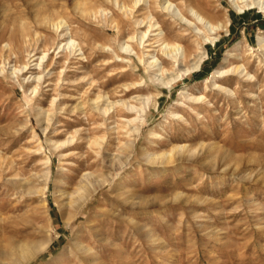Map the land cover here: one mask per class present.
<instances>
[{
    "label": "rangeland",
    "instance_id": "374dc122",
    "mask_svg": "<svg viewBox=\"0 0 264 264\" xmlns=\"http://www.w3.org/2000/svg\"><path fill=\"white\" fill-rule=\"evenodd\" d=\"M135 1L0 0V264L49 241L31 264H264V13H240L233 0H170L196 24L191 6L222 24L211 32L198 24L212 42L165 12L163 0ZM37 3L57 11L67 35L37 25ZM157 26L192 57L206 52L201 68L171 85L156 80L152 56L165 80L194 62L175 68ZM70 38L83 56L69 55ZM228 53L236 56L225 64ZM238 65L248 75L216 73ZM109 103L106 114L94 108ZM183 145L172 163L148 161ZM112 154L124 166L109 170ZM86 172L114 176L77 212L69 197Z\"/></svg>",
    "mask_w": 264,
    "mask_h": 264
},
{
    "label": "bare ground",
    "instance_id": "6f19581e",
    "mask_svg": "<svg viewBox=\"0 0 264 264\" xmlns=\"http://www.w3.org/2000/svg\"><path fill=\"white\" fill-rule=\"evenodd\" d=\"M117 4H119V0H115ZM143 1V0H142ZM141 2V0H136L135 1V6L139 5V3ZM233 3H234V6L236 7L237 11H239L240 13L241 12H245V9H254V8H258L261 10L262 13H264V0H233ZM161 7L163 8V10L165 12H168L170 14H172V16L176 17L177 19H180L181 21H185L186 23L185 24H188L190 26H194L195 30H197V33H200V34H203V36L205 37V39L207 40H210L212 42H215L216 37L214 38H210L207 34H206V31L205 30H202V28L200 26H198V24H201L203 25L204 28H206L208 31H215V30H220L222 24L220 25H217V24H214L210 18H207L206 16H204L203 14H201L200 12H198L194 7H190V11H191V14L192 16L196 19L197 23L196 22H193L192 20H190L189 18H187L184 14H183V11H181V9L173 4L170 0H163V3L161 5ZM120 8L122 9V11H126V14H127V9L128 7L124 4H122L120 6ZM32 11H33V14H34V19H35V22L37 23L38 26L40 27H45V29H49V31L53 32V33H63V35H67L68 33L65 32L66 31V28H65V22H63L62 20H60L58 18V15L56 14L55 12V9L54 10H51L49 7H46V6H43V5H40L39 3L37 4H34L32 5ZM199 9V8H198ZM203 11V10H202ZM154 12V10H153ZM205 12V11H204ZM207 14V13H206ZM234 14V13H233ZM239 17V16H238ZM149 18V17H148ZM151 19V17H150ZM212 19V18H211ZM149 20V19H148ZM153 20V19H152ZM145 21H137L136 23L138 25H142ZM149 23H150V20H149ZM26 24V23H25ZM156 25H158L157 23H151L148 27V30L146 29L145 32L142 33V36H141V43H144V39L145 37L147 36L148 32L153 29ZM70 27V26H69ZM158 27V26H157ZM116 28V27H115ZM68 29V28H67ZM226 29V28H225ZM20 30V29H19ZM144 31V30H143ZM152 31V30H151ZM158 33L156 34L158 36V39H157V42L161 43V46H162V51L165 53V57L167 59H171L173 60L172 62L174 63V66L176 68L180 66V64L182 63L183 60H186V59H191L194 60L193 64H190L189 67H187L186 69H183L181 70L180 72L181 75H178V76H175L173 78H168L169 80H165L163 78H159L158 77V74L156 72H160V73H164L166 72V69L163 67V66H159V64L157 63V59L154 57V56H150L151 59L150 60H147V65L148 67L150 68V70H152L154 72V76L157 77L156 80H158L159 82H161L163 85H171L172 82H174L175 80L178 79V77H181L183 76L184 74L183 73H187L189 71H195V70H199L202 66V63L204 61V58L206 56V52H203L202 55L200 56H194L192 57L193 55L191 54L190 50L188 49H183L180 45H176L174 44H171L169 42H167L165 40V36H164V32L163 30L158 27ZM24 32V31H23ZM22 32V36L24 35V37H27L29 36V33H23ZM16 33V32H15ZM38 33V31H37ZM156 33V32H155ZM213 33V32H212ZM177 35V34H176ZM198 35V34H197ZM63 36V37H64ZM155 36V35H154ZM218 36V35H217ZM70 37V36H69ZM177 37V36H176ZM175 37V38H176ZM135 39V38H134ZM37 40V39H36ZM25 41V40H24ZM258 46H259V50H262L264 52V36L263 35H259L258 36ZM147 42V41H146ZM153 42V41H152ZM172 42V41H171ZM68 45L69 48H71V51H70V54L69 55H74V56H83L84 55V52H83V48L78 44L76 43L72 38L68 39V41L66 42V44L64 46ZM122 45V44H121ZM32 46V45H30ZM42 46V45H40ZM123 47H126V48H129V46L127 45H122ZM147 46V45H146ZM145 46V47H146ZM206 46V45H205ZM58 47V46H57ZM42 48V47H41ZM60 48V47H59ZM68 48V47H67ZM150 48V47H149ZM29 49V48H28ZM34 49V47H33ZM49 51L50 49H44L43 51V56H41V60L45 59L48 55H49ZM131 52V51H130ZM62 53V52H60ZM136 54V53H135ZM138 54V53H137ZM152 55V54H151ZM36 56V55H33V57ZM232 56H236L235 54H231V53H228L227 57H226V60H225V64L227 62H229L230 58ZM116 58L119 59L121 58V56L119 54H116ZM39 59V58H38ZM113 59V58H112ZM123 58L120 60L122 61ZM119 61V60H118ZM142 61V60H141ZM168 62V61H167ZM24 63V62H22ZM57 64V63H56ZM55 64V65H56ZM69 64V63H68ZM184 64V63H183ZM36 65H39V67L42 65L41 63H37ZM113 65V64H112ZM181 67V66H180ZM28 68V64H26L23 69H27ZM20 69V68H19ZM21 69V70H23ZM32 69V68H31ZM50 69V68H49ZM169 69V68H168ZM246 68L243 66V65H238V66H234L232 68H228L226 70H218L216 73L218 75V77H222L224 76L225 74H228V73H233L234 75H238L240 77H245L246 75H248V73L246 72L245 70ZM4 70V69H3ZM53 70V69H52ZM172 71V70H171ZM177 73V72H176ZM14 74V73H13ZM18 74V73H17ZM44 76V75H43ZM40 78V76L38 77V79ZM155 80V79H154ZM153 81V80H152ZM89 84V83H88ZM32 85V84H31ZM216 87L217 83L214 84ZM221 87L222 89H224L222 86L220 85H217V87ZM39 87V86H38ZM167 89V87L165 88ZM32 90V89H31ZM34 90L36 91L37 90V86L34 87ZM230 91V90H229ZM231 92V91H230ZM229 92V93H230ZM107 94V93H106ZM232 94V93H231ZM100 97H103L102 95H98V98ZM108 97V96H107ZM197 99V97L195 98ZM194 99V100H195ZM108 100V99H107ZM200 100V99H199ZM101 102V101H100ZM199 102V101H197ZM78 103V102H77ZM105 103V101H104ZM107 103V102H106ZM99 104V103H98ZM126 104V103H125ZM103 105V104H102ZM112 105L114 104H111L109 103L108 105H106V107H102L100 105H96L94 106V108L101 112V113H104L106 114L109 110V108L112 107ZM110 106V107H109ZM132 109H135L136 107H131ZM74 111H77V112H82V106H80V104H76L74 106ZM72 110V111H73ZM142 112V111H141ZM39 113V112H38ZM51 113V112H50ZM54 113V112H53ZM40 117H44V118H50L51 115L49 113H47L46 111H40L39 113ZM50 115V116H49ZM50 121V119H49ZM48 122V121H47ZM46 127V126H45ZM137 131V130H136ZM78 132V131H76ZM74 135V134H73ZM71 138V137H70ZM74 141V137H72L71 139H67L63 144H62V147L63 145L65 144H68V143H71ZM95 143L101 148L102 147V141L101 140H97L95 141ZM132 144V143H131ZM57 146V145H56ZM61 146V145H59ZM58 146V147H59ZM60 147V148H62ZM177 149H180V150H183L185 148V146H178V147H174L172 148V151L167 153V152H162L161 154H158L156 156H150L149 157V162L153 163L154 162H158V160H162V163L163 162H167V163H172L173 162V158H172V153L173 151H175ZM222 151V150H220ZM119 153V152H118ZM122 154L120 155H113L109 157L108 160H105L106 162V167L112 170L114 169H117V166H124L125 164V161L124 158L121 156ZM133 155V154H132ZM227 155V154H226ZM128 156V155H127ZM126 157V156H125ZM226 157V156H225ZM224 158V157H223ZM227 158V157H226ZM229 159V158H228ZM230 161V160H229ZM166 164V163H165ZM156 168V167H155ZM236 169V168H235ZM93 173H89V172H86L82 175V183L79 185V189L80 191L76 194V195H71L69 197V202H68V205L70 208L72 209H75L77 212L84 208L88 203L89 201L96 195V193L101 189L103 188L104 186H106L107 184H109L111 182V179L113 178L114 174L109 172V174H106V175H103L101 176L100 179H95L93 177ZM50 179V177L48 176L47 178V182L45 183V187L44 189H42L43 193L47 191V189L49 188L48 187V180ZM11 182V181H10ZM16 184H19V186L24 190L27 191V192H31L32 189L29 187V184H26L24 181H15ZM126 199V198H125ZM132 199V200H135V197H129V200ZM140 202H137V201H133V204L136 205ZM143 202H141L142 204ZM150 234V233H149ZM150 239V238H149ZM50 241L47 243V244H43L42 247H39V248H35L34 246H29L28 244L26 245H23L21 246L22 248H20V251H19V260H15L14 264H31L41 253H43L49 246H50ZM80 246V250L83 251V252H86V253H89V250L90 248L87 247V246H84V245H79ZM94 252V251H93ZM98 263V262H97ZM96 264V263H95Z\"/></svg>",
    "mask_w": 264,
    "mask_h": 264
}]
</instances>
